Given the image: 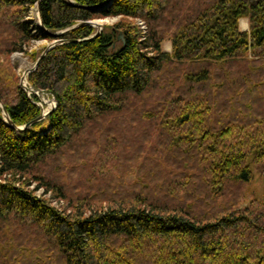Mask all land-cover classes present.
Returning <instances> with one entry per match:
<instances>
[{"label":"trees","instance_id":"1","mask_svg":"<svg viewBox=\"0 0 264 264\" xmlns=\"http://www.w3.org/2000/svg\"><path fill=\"white\" fill-rule=\"evenodd\" d=\"M37 1L0 0L17 125L40 107L10 54L53 38ZM39 15L52 31L119 19L64 31L27 73L55 99L46 116L18 129L0 106V264H264V194L242 190L264 175V0H39Z\"/></svg>","mask_w":264,"mask_h":264},{"label":"rangeland","instance_id":"2","mask_svg":"<svg viewBox=\"0 0 264 264\" xmlns=\"http://www.w3.org/2000/svg\"><path fill=\"white\" fill-rule=\"evenodd\" d=\"M30 17L38 22V14H37V7L33 5L30 9ZM90 20H93L99 24L102 25V28L104 27L105 29H108L110 25H112L117 19H119L118 16H98V17H93L89 18ZM140 18L135 19V23H139L138 26L141 28L145 27V22L140 23ZM94 26V25H93ZM239 26L242 29H247L248 28V19L246 17H241L239 20ZM94 29H96V26H94ZM52 39L49 38H38V39H33L28 47V52L36 50L37 55L43 50V48L46 46V44L50 43ZM116 44L119 43V40H115ZM162 48L166 50H170V41L169 39H164L162 41ZM36 59V57H35ZM34 58L29 56L26 53H23L21 51H15L10 54V60L14 64L15 71L19 75V82H20V76L23 74L25 75V83H27V73L26 69L31 67L35 61ZM29 94V93H28ZM39 96L37 99V102L41 105L37 104L40 107V111L42 109L47 110L50 108L51 100L54 99V97L49 94L46 91H41L38 92ZM42 108V109H41ZM128 178H133V174H129ZM243 190V195H244V202L249 200L252 197H261L264 194V175H260L257 171H254L252 179L245 183L244 186L242 187ZM42 189H37L36 193L40 194ZM47 195V194H46ZM53 204H56L55 201H52Z\"/></svg>","mask_w":264,"mask_h":264},{"label":"water","instance_id":"3","mask_svg":"<svg viewBox=\"0 0 264 264\" xmlns=\"http://www.w3.org/2000/svg\"><path fill=\"white\" fill-rule=\"evenodd\" d=\"M70 3L72 4H76L78 6H81V7H85V8H89V9H101L103 6H105L106 4L109 3L110 0H101L97 3H93V4H87V3H76L74 0H68ZM38 2L39 0L37 1V14H38V20H39V25L42 29H44L48 34H50L51 36H53V40L46 44V46L43 48V50L39 53V55L37 56V58L35 59L33 65L31 67H29L28 69H26V73H28L30 70L34 69L35 66L37 65L38 61L40 60V58L42 57V55L47 51V49H49L51 46H53L57 41L61 40L60 37H58V35H60L61 33H63L64 31L66 30H69L77 25H80V24H91V25H94L96 26V29L93 33H91L89 36H85L83 38H87V37H93V36H96L102 29V25L93 21V20H90V19H80L60 30H55V31H52V30H49L47 29L42 21H41V18H40V15H39V8H38ZM119 37L123 40V37H122V34H119ZM20 85L26 90V91H32V92H35L38 96V92H41L43 91L42 89L40 88H33L31 86H28L26 83H25V75L23 74L22 76H20ZM38 103V102H37ZM39 104V103H38ZM56 102H55V99H52L51 100V104H50V108H48L47 110H45L44 112L43 111H40V113L38 114V116L32 120H29L28 122L24 123V124H21V125H17V124H14L11 120V118L9 117L7 111L4 109V107L2 106L1 104V100H0V106H1V109H2V113L4 115V118L5 120L13 127H16L18 129H22L24 128L26 125H28L29 123H31L32 121L36 120V119H39V118H42L44 116H46L49 111L55 106ZM40 105V104H39ZM41 106V105H40Z\"/></svg>","mask_w":264,"mask_h":264},{"label":"bare ground","instance_id":"4","mask_svg":"<svg viewBox=\"0 0 264 264\" xmlns=\"http://www.w3.org/2000/svg\"><path fill=\"white\" fill-rule=\"evenodd\" d=\"M38 8H39V2H38ZM141 22H143V20H140V23H141ZM38 23H39V21H38ZM28 92L30 93V92H32V91H28ZM42 111L44 112L45 110L42 109Z\"/></svg>","mask_w":264,"mask_h":264}]
</instances>
